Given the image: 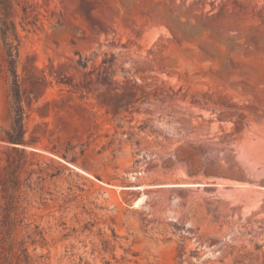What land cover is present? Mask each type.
Returning a JSON list of instances; mask_svg holds the SVG:
<instances>
[{
    "label": "rangeland",
    "instance_id": "rangeland-1",
    "mask_svg": "<svg viewBox=\"0 0 264 264\" xmlns=\"http://www.w3.org/2000/svg\"><path fill=\"white\" fill-rule=\"evenodd\" d=\"M11 11L30 264H264V0Z\"/></svg>",
    "mask_w": 264,
    "mask_h": 264
},
{
    "label": "trees",
    "instance_id": "trees-1",
    "mask_svg": "<svg viewBox=\"0 0 264 264\" xmlns=\"http://www.w3.org/2000/svg\"><path fill=\"white\" fill-rule=\"evenodd\" d=\"M12 0H0V44L4 52L6 71L9 79L10 115L8 127L0 126L1 140L10 147L5 165L0 171V264H30L27 249H18L11 237L23 225L21 207V172L26 157L24 110L22 106L18 76L16 72L19 38L11 20ZM25 257H20L19 252Z\"/></svg>",
    "mask_w": 264,
    "mask_h": 264
}]
</instances>
